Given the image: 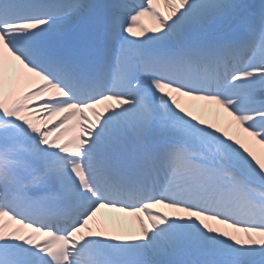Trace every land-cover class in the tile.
I'll list each match as a JSON object with an SVG mask.
<instances>
[{
  "label": "snow or ice",
  "instance_id": "6c2138e0",
  "mask_svg": "<svg viewBox=\"0 0 264 264\" xmlns=\"http://www.w3.org/2000/svg\"><path fill=\"white\" fill-rule=\"evenodd\" d=\"M0 264H264V0H0Z\"/></svg>",
  "mask_w": 264,
  "mask_h": 264
},
{
  "label": "bare ground",
  "instance_id": "6f19581e",
  "mask_svg": "<svg viewBox=\"0 0 264 264\" xmlns=\"http://www.w3.org/2000/svg\"><path fill=\"white\" fill-rule=\"evenodd\" d=\"M107 215L109 216H112V217H120V215L118 213H107ZM122 218H123V226L125 228H128V229H134L135 228V224H134V221L131 217H123V214H122Z\"/></svg>",
  "mask_w": 264,
  "mask_h": 264
}]
</instances>
